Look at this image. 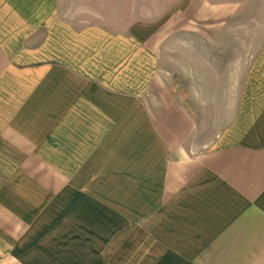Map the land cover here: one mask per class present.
<instances>
[{"label":"crops","instance_id":"crops-1","mask_svg":"<svg viewBox=\"0 0 264 264\" xmlns=\"http://www.w3.org/2000/svg\"><path fill=\"white\" fill-rule=\"evenodd\" d=\"M142 31L0 0V264H264V72L208 134Z\"/></svg>","mask_w":264,"mask_h":264},{"label":"rangeland","instance_id":"rangeland-1","mask_svg":"<svg viewBox=\"0 0 264 264\" xmlns=\"http://www.w3.org/2000/svg\"><path fill=\"white\" fill-rule=\"evenodd\" d=\"M234 1L238 13L227 17L225 10ZM59 13L77 28L127 31L137 26L153 37L164 82L182 94L203 86L207 119L223 123L210 124L208 134L228 126L230 110L220 109L221 100L238 84L231 74L251 68L242 57L254 54L256 81L264 72V0H59Z\"/></svg>","mask_w":264,"mask_h":264}]
</instances>
